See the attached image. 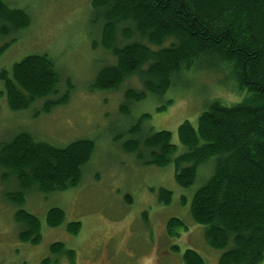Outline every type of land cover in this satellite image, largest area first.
<instances>
[{
  "label": "trees",
  "instance_id": "trees-1",
  "mask_svg": "<svg viewBox=\"0 0 264 264\" xmlns=\"http://www.w3.org/2000/svg\"><path fill=\"white\" fill-rule=\"evenodd\" d=\"M92 21L100 27V44L113 53L116 62L99 70L93 90H119L126 79L137 76L142 90L127 89L120 109L130 116L131 107L148 95L163 96L184 72L198 63L208 69L225 67L239 91L242 102L226 105L213 101L198 119L178 127L185 150L177 155L173 134L142 127L144 114L129 130L131 139L123 144L143 165L165 167L174 163L176 183L190 188L199 178L201 166L211 162L210 176L194 192L189 212L195 224L204 227L208 245L223 250L218 264H262L264 261V0H91ZM29 13L0 0V39L27 28ZM127 43L120 46L119 37ZM169 42L168 45H166ZM10 45L6 43L0 54ZM13 111L28 109L42 101L39 112L49 113L69 101L72 84L62 95L60 75L46 54L29 55L11 70L0 72ZM161 109V108H159ZM95 142L88 139L59 147L35 139L22 131L0 143L2 180H14L19 191L7 192L16 205V221L24 226L21 241L41 240L39 218L23 209L26 194L65 191L79 185L84 166L91 160ZM2 172V171H1ZM173 192L158 191L159 202L169 205ZM182 202L187 203L186 196ZM65 212L54 207L47 224L64 223ZM80 222L67 230L78 234ZM187 229L183 219L171 217L167 234ZM179 251L178 246L173 247ZM51 253L65 255L76 264V252L64 243L51 245ZM185 264H205L193 249L183 254ZM52 259H43L50 264Z\"/></svg>",
  "mask_w": 264,
  "mask_h": 264
},
{
  "label": "rangeland",
  "instance_id": "rangeland-1",
  "mask_svg": "<svg viewBox=\"0 0 264 264\" xmlns=\"http://www.w3.org/2000/svg\"><path fill=\"white\" fill-rule=\"evenodd\" d=\"M4 1L26 10L31 23L0 39V49L10 42L0 54V72L11 70L26 56L46 54L60 75V95L68 82L72 89L69 101L49 113L39 112L42 101L13 111L1 93L4 85L0 79V143L26 131L59 147L80 139L93 140L95 150L78 186L50 194L36 190L26 194L23 209L41 222L37 244L19 239L25 228L16 221L18 207L6 193L20 188L14 180L5 183L0 169V264H42L47 257L52 259L50 264H71L67 256L51 253L56 242L76 252V264H185L186 249L197 251L205 264H218L223 250L208 245L204 227L195 224L189 212L194 192L212 173V163L201 166L197 181L184 188L176 183L174 163L143 165L134 154L125 152L123 144L131 139L129 130L148 114L143 129L171 131L177 155L182 153L185 147L178 138L182 122L197 126L199 116L213 101L230 106L245 98L246 92L237 89L230 72L225 67L208 69L209 63L197 62L163 96L148 95L125 116L120 109L125 91H141L142 84L133 76L119 90L92 89L99 70L114 64L116 58L100 44L101 30L92 21L91 0ZM118 41L120 46L127 43L122 36ZM160 188L173 192L169 205L159 202ZM182 196L187 198L185 205ZM54 207L64 210L65 221L50 227L47 213ZM171 217L183 219L187 229L178 230L177 236L168 235ZM71 222L81 223L78 234L67 230Z\"/></svg>",
  "mask_w": 264,
  "mask_h": 264
}]
</instances>
